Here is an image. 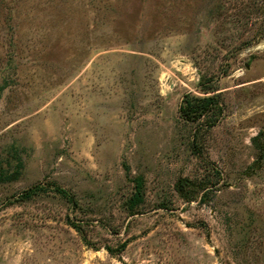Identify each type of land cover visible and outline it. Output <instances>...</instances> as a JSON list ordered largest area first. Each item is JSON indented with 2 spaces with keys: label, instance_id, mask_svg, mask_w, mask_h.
I'll return each instance as SVG.
<instances>
[{
  "label": "rangeland",
  "instance_id": "1",
  "mask_svg": "<svg viewBox=\"0 0 264 264\" xmlns=\"http://www.w3.org/2000/svg\"><path fill=\"white\" fill-rule=\"evenodd\" d=\"M0 264H264V0H0Z\"/></svg>",
  "mask_w": 264,
  "mask_h": 264
},
{
  "label": "trees",
  "instance_id": "2",
  "mask_svg": "<svg viewBox=\"0 0 264 264\" xmlns=\"http://www.w3.org/2000/svg\"><path fill=\"white\" fill-rule=\"evenodd\" d=\"M207 88L203 89L205 92ZM215 90H209L208 93L210 95L203 97H189L187 95L184 96V100L182 101L181 106L179 107L180 115L187 121L195 122L200 117L211 111L214 108V102L218 99L219 93H214ZM217 102H215L216 104ZM56 191L59 194L65 195L66 192L60 188H56ZM143 195L141 191V184L136 182L134 185V191L128 202L130 205L135 206L142 202Z\"/></svg>",
  "mask_w": 264,
  "mask_h": 264
}]
</instances>
